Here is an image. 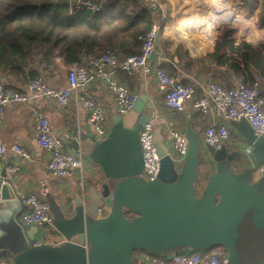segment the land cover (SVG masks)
I'll return each instance as SVG.
<instances>
[{
	"label": "water",
	"instance_id": "obj_1",
	"mask_svg": "<svg viewBox=\"0 0 264 264\" xmlns=\"http://www.w3.org/2000/svg\"><path fill=\"white\" fill-rule=\"evenodd\" d=\"M152 112L147 96H140L131 111L113 118L101 142L86 136L72 140V148L102 177L83 184L80 193L73 191L72 209L56 195L44 194L61 244L34 245L37 228L27 230L18 221L25 208L0 165V254H7L11 264H133L137 251L166 255L224 247L227 264H264V178L253 181L237 148L207 146L214 166L199 193L200 138L186 130L187 153L180 168L155 133L160 170L157 179L146 181L140 131ZM230 126L251 148L254 162L264 164V136H255L245 119ZM104 208L106 217L98 218Z\"/></svg>",
	"mask_w": 264,
	"mask_h": 264
},
{
	"label": "built area",
	"instance_id": "obj_2",
	"mask_svg": "<svg viewBox=\"0 0 264 264\" xmlns=\"http://www.w3.org/2000/svg\"><path fill=\"white\" fill-rule=\"evenodd\" d=\"M108 0H65L69 14L78 10L89 13H97L106 5ZM143 5L154 18L159 15L165 16V0H142ZM257 8V7H256ZM253 14L254 12H250ZM254 25L257 33H264V26L258 23L255 14ZM156 20V19H155ZM162 25L157 20L146 32L142 39L141 51L138 55L121 57L115 52L108 51L100 56L91 58L83 65H72L68 68L67 87H51L41 79L30 84V89L37 96L60 105H67L73 92H77L92 80H101L106 83L114 94V110L117 116L122 117L132 110L138 100V96L131 93L125 86L120 85L114 79V71L120 70L127 74L141 71L144 75H152L157 81L159 91L164 95L165 107L177 113H185L191 105L196 110L206 115L216 114L221 122L210 123L203 130V141L206 146L220 149L230 139L231 132L228 124L233 121L245 119L251 126L255 136H264V89L263 80L256 79L254 82L242 81L234 89H225L220 85L207 82L200 86L204 90V96L195 97L198 87L195 84L185 85L175 77L168 75L163 69L152 65L153 56L157 50L161 36ZM29 98L24 93H19L5 88L0 82V125L5 119L7 105L27 102ZM81 106L88 110L86 123L93 127L96 136L106 138L109 128L105 119L103 107L95 100L85 96L80 99ZM154 123L148 121L140 131V146L143 155L144 167L141 177L146 181L157 179L160 164L154 146ZM36 144L40 150L50 154L47 162L48 172L59 180H66L79 174L82 182L87 170L84 156L78 153H70L65 150L64 143L54 136L50 122L42 113L35 116ZM172 151L170 153L175 165L180 168L187 153V140L185 134L179 130L171 131ZM241 153L240 162L246 168L252 170L253 181L264 177V164H256L251 154V148L244 145L240 138L234 144ZM11 151L22 158H29L28 152L19 145H13ZM7 153V148L0 139V159ZM212 169L214 163L206 156ZM18 168H13L17 171ZM22 206L25 208L20 214L19 221L26 227H52L53 217L49 205L44 197L38 193L22 194L20 197ZM108 209H99L98 218L107 215ZM38 230V229H37ZM34 245H37L36 243ZM162 259L149 264H227L229 252L224 247H216L209 251H180L161 255ZM0 264H11V259L2 261Z\"/></svg>",
	"mask_w": 264,
	"mask_h": 264
},
{
	"label": "crops",
	"instance_id": "obj_3",
	"mask_svg": "<svg viewBox=\"0 0 264 264\" xmlns=\"http://www.w3.org/2000/svg\"><path fill=\"white\" fill-rule=\"evenodd\" d=\"M261 3V0H256L253 7L246 6L247 3L245 2L239 5L251 10V12L253 11L258 20ZM165 4L171 5V1L165 0ZM158 19L160 22L163 21V16L159 15ZM223 41L219 42V45H223ZM179 47L180 45H174L172 38L168 35L167 28H165L164 33H161L157 50L151 63L163 69L168 75L175 77L185 85L195 84L198 87L195 93L197 99L204 96V90L200 86L205 85L207 82L216 83L230 90L234 89L238 83L244 81L241 77L233 74L227 67H221L217 63V60L223 53V48L217 57H213V55L206 56L200 54L194 56L183 48L184 51L178 56L177 51ZM210 51H212V47ZM225 57L226 56L222 57V60H224ZM68 68L69 67L66 66L60 58H55L53 66L51 67H46L45 65L36 66L40 74L39 79L51 87L61 88L67 87L68 85ZM113 77L117 83L125 86L131 93L137 95L138 98L143 95L147 96L148 101H150L153 106L150 121H153L155 126L154 135L156 133L157 136L165 140L166 147L170 153L172 151L173 141L171 138L172 130H179L184 134L186 130L197 133L200 138L202 159V163L199 166V174L201 175L202 169L205 174L212 173L213 170L210 168L208 160H206V156H209V160L211 156L206 151L207 146L204 144L202 134L208 124L212 122L219 124L221 122L216 114H203L191 105L188 106L185 113H177L168 110L164 104V95L159 91L154 76L144 75L141 71L127 74L120 70H115ZM0 82L7 84L9 79L7 80L5 75H0ZM18 89L20 92L27 95L29 99L24 103L9 104L5 108V119L0 125V139L7 148V153L0 159V165H3L10 174V179L15 186L16 197L19 198L22 194L31 192L38 193L44 197L45 193H50L56 195L59 201L72 209L73 203L70 198L71 194L75 189H77L79 193L82 191L80 176L77 173L74 177L69 179L59 180L48 172L47 162L50 158V154L37 147L35 116L38 113H42L46 116L50 122L54 136L64 143L65 150L70 153H78L71 146L72 140L77 139L79 142L81 136H86L95 143H99L103 140L97 137L93 127L86 123V118L89 113L87 109L81 106V97L85 96L93 99L103 107L106 123L110 129L113 118L117 116L114 110V94L104 81L98 79L87 83L81 90L73 92L67 105H60L57 102L40 98L30 89V85L19 83ZM228 128L231 132V136L225 147L232 150L239 136L232 129L230 124H228ZM13 145H19L24 148L28 152L29 158H22L13 153L11 151ZM85 160L87 163V170L82 184L86 186L89 180L99 179L101 173L99 168L88 158L85 157ZM15 167L18 168L17 171H13ZM204 185L205 184H197L199 193L202 192ZM71 211L72 210H69V212ZM21 213L22 210L20 214ZM24 227L27 230L31 228ZM37 229L35 237L36 244L47 243L58 245L64 242V239L54 226L45 228L38 227ZM73 240L76 241V239ZM161 255H150L145 251H137L134 254L133 264H149L150 262L162 259Z\"/></svg>",
	"mask_w": 264,
	"mask_h": 264
},
{
	"label": "trees",
	"instance_id": "obj_4",
	"mask_svg": "<svg viewBox=\"0 0 264 264\" xmlns=\"http://www.w3.org/2000/svg\"><path fill=\"white\" fill-rule=\"evenodd\" d=\"M240 1L249 3L250 7L256 3V0ZM193 3H198V0H183L178 3L175 11L177 20L188 14L187 7ZM234 14L235 8L228 22L237 18ZM155 21L142 0H108L103 10L97 13L78 10L73 14H69L66 4L57 0H0V75L9 79L4 84L5 88L22 93L18 84L30 85L39 79L36 66L51 67L55 58H60L70 67L83 65L91 58L108 51L123 58L138 55L142 39ZM258 23L264 26V0L258 14ZM249 29L257 30L255 25L247 27L243 30L242 37H246ZM224 40L213 55L217 57L223 48V53L217 60L219 66L227 67L244 81L254 82L261 78L264 89V39L258 46H250L244 42L236 45L233 40ZM216 42L217 40L212 50ZM181 53L179 48L177 55ZM203 53L207 54L209 51L205 49ZM224 56L226 57L222 60ZM204 176L206 180L209 173ZM200 178L199 174L197 184ZM9 259L7 254H0V262Z\"/></svg>",
	"mask_w": 264,
	"mask_h": 264
},
{
	"label": "clouds",
	"instance_id": "obj_5",
	"mask_svg": "<svg viewBox=\"0 0 264 264\" xmlns=\"http://www.w3.org/2000/svg\"><path fill=\"white\" fill-rule=\"evenodd\" d=\"M207 11L202 10L198 3H193L188 9V14L168 25V35L174 45H183L194 56L210 49L219 36L218 27L227 22L234 11L233 0H206ZM168 8L169 5H161ZM240 32L244 28L252 26V21L245 19L243 15L237 16ZM249 43L255 42V35L247 37Z\"/></svg>",
	"mask_w": 264,
	"mask_h": 264
},
{
	"label": "rangeland",
	"instance_id": "obj_6",
	"mask_svg": "<svg viewBox=\"0 0 264 264\" xmlns=\"http://www.w3.org/2000/svg\"><path fill=\"white\" fill-rule=\"evenodd\" d=\"M171 1V5H169L168 8H166V12H165V16L163 17V21L160 22V20L157 18H155L158 22H160V24L162 25V28H161V33L163 34L164 33V29L167 28L168 29V25L170 23H174L175 21H177V15H175V11L177 10V7H178V3L183 1V0H169V2ZM262 1V0H261ZM242 3V1L240 0H233V5L235 6L234 8L236 9V14L234 15H243L245 17V19H249L251 20L253 18V14H251V10L249 9H246L242 6H240L239 4ZM169 4V3H168ZM167 4V5H168ZM188 4V3H187ZM250 4L247 3L246 6L250 7L249 6ZM258 5V4H257ZM198 6L201 7L202 10L206 11L207 8V3H206V0H198ZM191 6H188L187 8L189 9ZM241 9V10H240ZM238 11V13H237ZM242 11V12H241ZM246 11V12H245ZM236 16V17H237ZM251 18V19H250ZM253 23L252 25L254 26V18L251 20ZM224 28V30L220 33L219 30L221 28ZM240 27H242V25H238V22H237V18L236 19H232L231 21H227L226 23H222L217 31L219 32V36L217 38V42H216V46L214 47V49L212 51H210V49H206L207 51H209V53L205 54V53H201L200 55H206V56H211V55H214L218 48L220 47V43L221 41H223L224 39H229V40H233L234 41V44L238 45V44H241V43H246L250 46H258L261 41L264 39V33L261 32V33H257L256 31H251L250 29L247 31L246 33V37H242V33L240 32ZM247 28V27H246ZM244 28V29H246ZM230 34V35H229ZM250 34H254L255 35V42L254 43H249L248 40H247V37L250 35ZM182 51L186 50L187 52L191 53L187 48H185L183 45H180L179 47ZM184 50H183V49ZM192 54V53H191ZM109 128V127H108ZM110 130V129H109ZM85 158V157H84ZM205 173L203 171V169L201 170V178H200V182L198 184H204L205 182ZM102 177V176H101Z\"/></svg>",
	"mask_w": 264,
	"mask_h": 264
}]
</instances>
